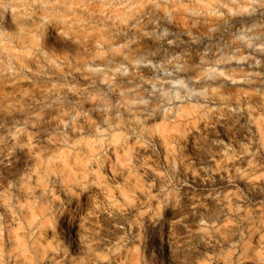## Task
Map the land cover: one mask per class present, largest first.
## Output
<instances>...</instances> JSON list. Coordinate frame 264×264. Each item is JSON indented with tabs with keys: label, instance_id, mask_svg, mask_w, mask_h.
I'll list each match as a JSON object with an SVG mask.
<instances>
[{
	"label": "rangeland",
	"instance_id": "obj_1",
	"mask_svg": "<svg viewBox=\"0 0 264 264\" xmlns=\"http://www.w3.org/2000/svg\"><path fill=\"white\" fill-rule=\"evenodd\" d=\"M169 248L264 264V0H0V264Z\"/></svg>",
	"mask_w": 264,
	"mask_h": 264
},
{
	"label": "bare ground",
	"instance_id": "obj_2",
	"mask_svg": "<svg viewBox=\"0 0 264 264\" xmlns=\"http://www.w3.org/2000/svg\"><path fill=\"white\" fill-rule=\"evenodd\" d=\"M222 210H223V207H218L216 208L215 211L211 212L210 214V220L211 222L213 221H216L218 220V218L220 217L221 213H222ZM237 233V229H231L228 231L224 230V229H221V228H214L212 230V233H207V232H203L200 236L201 240L203 241H209L211 243H214V244H219L221 242H224V241H227V240H230L234 235H236ZM171 246V245H170ZM169 246V247H170ZM166 247V246H165ZM193 251V250H192ZM165 252V251H164ZM195 252V251H193ZM248 252V251H247ZM245 251V253H247ZM166 253H167V258H168V261L170 263H173V264H204L202 263L201 261H197L195 262V260H183V261H179V257L177 256V254H175V252L169 248L166 250ZM177 253V252H176ZM243 253V252H242ZM192 254V253H191ZM196 254V253H195ZM200 255V253L197 252V255ZM122 255V254H121ZM202 256V255H201ZM199 258V257H198ZM227 258V257H226ZM229 258V257H228ZM124 259V257H123ZM194 259V258H193ZM211 259V258H210ZM200 260V259H199ZM251 260V259H250ZM215 261V260H214ZM227 261V259H226ZM231 261V260H230ZM229 261V262H230ZM142 262V261H141ZM216 262V261H215ZM224 262V260H223ZM228 262V261H227ZM122 264H140L139 261L136 260V258H132L130 261H128L127 263H122ZM142 264V263H141ZM220 264V262H219ZM223 264V263H222ZM229 264V263H228ZM246 264V263H245Z\"/></svg>",
	"mask_w": 264,
	"mask_h": 264
}]
</instances>
